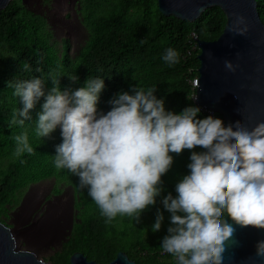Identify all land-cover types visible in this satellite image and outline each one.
<instances>
[{
  "label": "clouds",
  "instance_id": "clouds-1",
  "mask_svg": "<svg viewBox=\"0 0 264 264\" xmlns=\"http://www.w3.org/2000/svg\"><path fill=\"white\" fill-rule=\"evenodd\" d=\"M244 23L243 17L237 19V25ZM234 31L244 35L247 28ZM163 59L176 64L179 53L168 48ZM225 67L236 70L228 61ZM194 77L199 78L198 70ZM69 79L75 83L79 78L70 75ZM51 81L47 95L41 78L8 83L23 104L13 123L24 126L31 119L30 111L44 98L34 123L36 134L58 137L55 167L78 177L80 188L87 190L108 220L127 215L139 223L141 214L155 206L162 194V177L172 168V154L189 150V174L175 185V198L168 193L162 200L171 214L163 251L176 264H223L225 242L235 234L233 225L264 230V123L249 131L240 122L227 126L221 114L213 118L217 112L204 108L212 112L204 119L197 118L198 107L176 114L166 111L164 101L154 95L156 89L138 87L131 89L134 94H116L109 101L111 110L103 113L97 105L104 79L87 78L84 87L62 90L59 79ZM197 87L191 86L193 100ZM56 129L58 136H50ZM14 139L17 157L33 153L27 133ZM163 220L158 211L153 232L161 229ZM256 256L264 258V241L257 243Z\"/></svg>",
  "mask_w": 264,
  "mask_h": 264
},
{
  "label": "trees",
  "instance_id": "trees-1",
  "mask_svg": "<svg viewBox=\"0 0 264 264\" xmlns=\"http://www.w3.org/2000/svg\"><path fill=\"white\" fill-rule=\"evenodd\" d=\"M77 3L79 11L86 15L84 25L89 36L74 58L69 52V40H62L65 48L58 52L49 42L50 32L44 18L30 11L22 0H12L0 12V221L6 223L17 190L53 178L56 185L66 182L73 185L77 197L72 230L62 242L60 253L56 251L49 258L51 264H70V256L75 252L98 264H108L119 251L138 264H176L171 254H160L162 240L171 226V214L164 209L162 200L168 193L176 197L175 185L189 174L191 151L184 150L179 156L172 154L174 163L162 177V194L155 206L141 214L139 223L127 215L108 220L87 190L80 188L79 178L67 169L55 167L56 147L60 143L36 134L34 123L42 111L44 98L30 111L31 119L20 126L13 121L19 119L17 113L23 104L8 83L41 78L47 95L53 87V77L59 79L61 90L81 88L87 78H100L104 79L105 88L97 107L103 113L111 110L109 101L116 94H134L131 89L138 87L145 91L156 89L154 95L164 101L166 111L179 114L186 107H198L201 111L197 118L204 119L211 114L197 106L191 96L194 91L189 79L197 74L200 51L187 54L190 34L214 40L222 32L226 17L219 7L213 6L189 22L163 15L157 0H77ZM257 9L264 23V0H257ZM168 48L179 53L178 63L170 65L164 61ZM70 75L79 79L74 83ZM218 117L221 115L215 113L213 118ZM22 133H27L34 151L17 157L14 137ZM58 134L56 129L50 136ZM158 211L164 220L161 229L153 232Z\"/></svg>",
  "mask_w": 264,
  "mask_h": 264
},
{
  "label": "water",
  "instance_id": "water-1",
  "mask_svg": "<svg viewBox=\"0 0 264 264\" xmlns=\"http://www.w3.org/2000/svg\"><path fill=\"white\" fill-rule=\"evenodd\" d=\"M12 0H0V12ZM159 11L189 22L206 9L217 6L225 17V26L214 40L196 39L200 53L199 78L195 104L222 115L227 126L240 122L252 130L264 123V23L257 9V0H157ZM243 17L245 23L237 25ZM247 28L244 35L234 29ZM231 62L235 72L225 67ZM225 242L223 264H264L256 256V245L264 241V230L240 228ZM70 264H98L81 252L70 256ZM0 264H50L16 245L12 228L0 221ZM108 264H138L119 251Z\"/></svg>",
  "mask_w": 264,
  "mask_h": 264
},
{
  "label": "rangeland",
  "instance_id": "rangeland-1",
  "mask_svg": "<svg viewBox=\"0 0 264 264\" xmlns=\"http://www.w3.org/2000/svg\"><path fill=\"white\" fill-rule=\"evenodd\" d=\"M22 3L44 18L50 32L49 42L58 52L65 48L62 40L68 39L70 55L73 58L78 55L89 32L84 25L86 15L79 11L77 0H22ZM72 187L68 182L56 185L50 178L18 190L5 220L19 248L33 251L48 262L56 251L60 253L62 242L75 221L77 195ZM81 196L84 197L82 193ZM76 205L78 207L77 202Z\"/></svg>",
  "mask_w": 264,
  "mask_h": 264
},
{
  "label": "built area",
  "instance_id": "built-area-1",
  "mask_svg": "<svg viewBox=\"0 0 264 264\" xmlns=\"http://www.w3.org/2000/svg\"><path fill=\"white\" fill-rule=\"evenodd\" d=\"M190 36L191 37H190V41H189V48L187 49V54L188 55H190L195 50L199 49L198 43H197L198 38H197L196 34L195 33H191ZM197 80L198 79L196 77H194L193 79L190 80V84H191L192 88H196L197 87V85H198ZM210 113L212 114V112H210ZM160 254L161 255H168V253L164 252L163 249L160 252Z\"/></svg>",
  "mask_w": 264,
  "mask_h": 264
}]
</instances>
